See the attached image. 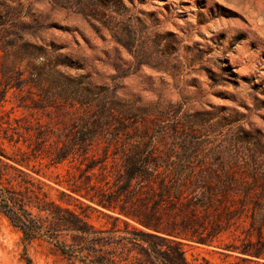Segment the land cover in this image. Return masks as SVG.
<instances>
[{"label": "rangeland", "instance_id": "374dc122", "mask_svg": "<svg viewBox=\"0 0 264 264\" xmlns=\"http://www.w3.org/2000/svg\"><path fill=\"white\" fill-rule=\"evenodd\" d=\"M0 16L5 18L0 37L15 23L27 40L59 47L80 64L77 73L92 84L114 89L120 99L150 112L137 124L157 154H169V161L175 162L235 164L236 175L264 176V162L252 164L247 152L236 150L264 148V0H0ZM27 90L11 88L5 95L0 114L10 127L40 124L59 133L82 115L77 104L33 107L28 100L21 102L27 94L37 98L34 89ZM1 126L7 128L6 123ZM18 131L24 132L21 127ZM245 135L257 144L252 138L244 142ZM2 136L0 130L4 151L16 153L13 140ZM26 136L23 133L17 143L24 150ZM105 145L98 139L88 153L102 158ZM188 146L198 149L191 153L185 150ZM113 151L111 145L103 161L110 181L121 165ZM46 163L48 158L38 157L30 164L57 187L55 181L63 178L69 164ZM94 172H99L97 167ZM50 195L80 210L78 202L59 199L54 189ZM88 214L95 227L110 226L98 211ZM248 226L245 219L221 239L243 237ZM251 239H256L255 232ZM182 248L188 260L204 256L218 264H264L262 259L241 261L205 245L186 243ZM28 259L30 264H79L51 244H25L20 231L0 214V264H27Z\"/></svg>", "mask_w": 264, "mask_h": 264}, {"label": "trees", "instance_id": "16d2710c", "mask_svg": "<svg viewBox=\"0 0 264 264\" xmlns=\"http://www.w3.org/2000/svg\"><path fill=\"white\" fill-rule=\"evenodd\" d=\"M4 23L0 16V26ZM11 27L0 37V108L9 89L27 87L37 98L27 94L21 102L28 100L33 107L59 102L82 109V115L59 133L40 124L10 127L9 119L0 114L2 137L16 146L11 155L0 146V214L20 231L25 244H51L79 264H218L204 256L188 260L182 248L186 243L234 254L241 261H264V176L236 175L235 164L225 162L162 157L137 124L150 112L120 99L114 89L86 80L77 73L80 64L55 44L31 42L15 23ZM23 133L28 150L17 145ZM250 138L245 135L242 140ZM98 139L106 143L102 158L88 153ZM111 145L121 165L110 181L103 161ZM197 149L185 148L191 153ZM236 150L247 152L252 164L264 162V148ZM38 157L48 158L47 166L68 162L63 178L55 181L57 187L40 178L39 169L30 164ZM53 189L59 199L78 202L80 210L54 199ZM88 210L107 217L110 226L95 227ZM245 219L249 226L242 230L243 237L221 239Z\"/></svg>", "mask_w": 264, "mask_h": 264}]
</instances>
